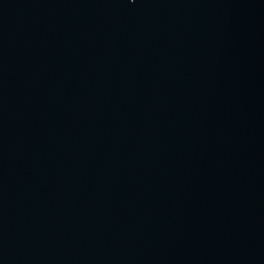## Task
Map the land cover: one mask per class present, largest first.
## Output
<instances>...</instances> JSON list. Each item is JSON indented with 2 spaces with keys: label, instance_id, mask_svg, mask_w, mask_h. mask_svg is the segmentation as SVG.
Masks as SVG:
<instances>
[{
  "label": "water",
  "instance_id": "95a60500",
  "mask_svg": "<svg viewBox=\"0 0 264 264\" xmlns=\"http://www.w3.org/2000/svg\"><path fill=\"white\" fill-rule=\"evenodd\" d=\"M0 264H264V0H0Z\"/></svg>",
  "mask_w": 264,
  "mask_h": 264
}]
</instances>
